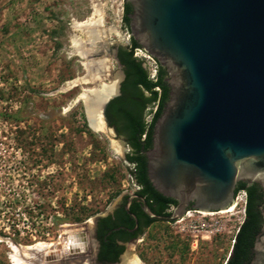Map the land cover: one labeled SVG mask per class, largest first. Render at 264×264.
I'll use <instances>...</instances> for the list:
<instances>
[{"label": "rangeland", "instance_id": "374dc122", "mask_svg": "<svg viewBox=\"0 0 264 264\" xmlns=\"http://www.w3.org/2000/svg\"><path fill=\"white\" fill-rule=\"evenodd\" d=\"M122 2L0 0V264H56L47 257L63 253L68 236L80 232L92 246L91 219L137 189L122 137L104 122L103 130L90 128L79 98L121 73L114 51L129 33ZM98 17L101 33L91 49L105 70L84 81L86 58L71 38L87 35L74 24ZM210 217L203 227L197 213L154 221L114 264H224L239 205ZM36 242L49 247H31Z\"/></svg>", "mask_w": 264, "mask_h": 264}, {"label": "water", "instance_id": "95a60500", "mask_svg": "<svg viewBox=\"0 0 264 264\" xmlns=\"http://www.w3.org/2000/svg\"><path fill=\"white\" fill-rule=\"evenodd\" d=\"M123 5L129 35L164 68L168 87L143 153L150 184L175 203L168 214H155L141 198L142 210L162 221L188 208L222 210L239 192L236 183L248 181L258 196L261 224L245 264H264V0H123ZM83 44L86 62L97 60L93 44ZM122 78L121 71L109 95L93 87L100 92L96 105L106 126L103 109L119 93ZM84 115L91 128L85 107ZM78 228L85 230L86 222ZM70 236L84 240L81 232ZM72 251L47 260L77 264L87 258L96 264L87 246Z\"/></svg>", "mask_w": 264, "mask_h": 264}, {"label": "trees", "instance_id": "16d2710c", "mask_svg": "<svg viewBox=\"0 0 264 264\" xmlns=\"http://www.w3.org/2000/svg\"><path fill=\"white\" fill-rule=\"evenodd\" d=\"M126 14L122 2L121 18L128 29ZM137 46L139 45L131 36L129 45L116 46L115 57L121 65L123 78L119 82V93L106 102L103 114L107 124L122 137L128 147L125 160L130 164L128 172L138 186L136 191L146 201L152 213L168 214L166 209L174 204L175 200L162 195L152 187L146 176L143 153L150 147L152 124L167 98L168 87L164 80L166 73L158 64L156 78L154 81L150 80L141 59L133 55V48ZM155 86L158 89H155ZM153 102L156 103L155 110L151 113L149 121H146L145 115L150 112ZM236 188L244 189L246 193L244 216L233 236L230 252L224 264H243L247 261L254 235L261 224L258 196L253 187L238 181ZM126 202L124 196L121 205L115 208L112 214L97 218V237L100 242L97 259L100 261L117 260L123 246L115 243L116 236L125 238L124 229L131 227L136 219L139 220L140 228L133 235L141 234L143 229L154 221H162L148 217L143 210H140L138 201H131L128 204L130 213L127 212L124 208Z\"/></svg>", "mask_w": 264, "mask_h": 264}, {"label": "bare ground", "instance_id": "6f19581e", "mask_svg": "<svg viewBox=\"0 0 264 264\" xmlns=\"http://www.w3.org/2000/svg\"><path fill=\"white\" fill-rule=\"evenodd\" d=\"M94 13L99 14L98 12V8L94 10ZM100 17H98V19L96 20H89V21H83V22H76L74 24L75 27H79L81 28L87 35V38L85 40H80L79 38L76 37H72L71 38V45L73 48H75L76 52L81 55V57L84 56V54L86 52H88V49L84 46L83 43L86 42H91L92 44H94L96 38L100 37V33H99V29H97V25L100 24ZM105 62L97 59V60H90L85 62V67L87 70V77H83L84 81H87L88 78H97V77H102L103 72L105 70ZM101 69L102 70V74H101ZM93 78V79H94ZM120 78V73H117L113 76V78H111V80L109 82H102L101 80V87H99L100 91H102L104 94L109 95L112 94L116 91V84L117 81ZM86 90L88 91H93L92 94L90 95H86ZM99 90L95 89V88H90V89H83V91L80 93L79 98L83 99L84 101V105H85V112L86 115L89 119V124L93 129L96 130H103L104 129V123L102 121L101 115L99 113V110H97V98L99 96ZM234 208V200L233 202L226 208L219 210V212H228V211H232ZM82 237H78L75 240L72 238V236H68L64 246H63V250H61L62 252L67 251V250H71V252H69L68 254H72V250L73 249H79L80 251H83V249L85 248L86 244L84 240H80ZM88 245V243H87ZM31 247H39V248H43L46 249L49 247V244H43L41 242H36L35 244H33ZM88 247V246H87ZM47 250V249H46ZM59 254V253H58ZM63 253L60 252L59 254V259H63ZM130 260V259H129ZM53 261V260H52ZM62 262V261H61ZM53 263V262H52ZM70 264H75V262L70 263ZM77 264H89V261L87 260V258H82L79 259V261L77 262ZM121 264H127L126 261L125 262H121ZM130 264H142L138 261H132Z\"/></svg>", "mask_w": 264, "mask_h": 264}, {"label": "built area", "instance_id": "2783aa9c", "mask_svg": "<svg viewBox=\"0 0 264 264\" xmlns=\"http://www.w3.org/2000/svg\"><path fill=\"white\" fill-rule=\"evenodd\" d=\"M129 37H130V35H129V33H127V35H126V44L127 45H129ZM133 55L136 56L137 58L141 59L142 64L144 65V67L147 70L148 78L150 80L154 81L156 78V72H157V68H158L157 61L152 56H150L149 54L144 52L139 46L133 48ZM154 88L158 89L156 86ZM155 107H156V103L153 102L150 106V112H148L145 115L146 121H149L151 113L155 110ZM136 188H138V186H136ZM237 191H239V192L234 195L233 200H234V207L236 205H239V212L241 214L240 222H241L243 219V216H244V206H245L246 193H245V190L241 189V188L237 189ZM228 212H231V211H228ZM194 213L198 214L199 219H201V221H202L200 223V225H201V227H203V226H207V225L211 224V223H208L207 220L211 219L210 216L212 214L220 213V212H219V210L201 211V210H197L194 208H188L178 218H176L172 221L173 222H182L187 218L191 219ZM206 216H209V217H207V219H206ZM205 231H208V230H205Z\"/></svg>", "mask_w": 264, "mask_h": 264}, {"label": "flooded vegetation", "instance_id": "af4514ba", "mask_svg": "<svg viewBox=\"0 0 264 264\" xmlns=\"http://www.w3.org/2000/svg\"><path fill=\"white\" fill-rule=\"evenodd\" d=\"M116 49V48H115ZM114 57H115V51H114ZM115 59H116V57H115ZM117 61V60H116ZM117 63H118V61H117ZM119 64V63H118ZM120 65V64H119ZM120 67H121V65H120ZM121 71H122V69H121ZM105 118V117H104ZM106 120V119H105ZM241 182H244L245 183V185H250L249 183H248V181H241ZM137 189H135V190H133L132 192H131V194H133V196H131V198H130V200H129V203L131 202V201H138L139 202V207H140V210L142 211V209H141V198H142V196L136 191ZM130 194H127V195H125V202L126 201H128V196H129ZM124 198V197H123ZM123 198H122V200H123ZM122 200L120 201V202H118L114 207H113V209L110 211V212H108L107 214H112L113 213V211H114V209L115 208H117L119 205H121V203H122ZM174 204H171V205H169V207L166 209L168 212L171 210V208H172V206H173ZM106 215V214H105ZM99 216H97L96 218H95V220H94V222H93V226H92V229H91V235H92V237H93V241H94V244L91 246V245H87L86 244V246H88L87 247V250H88V252H90V255L93 257V259H94V262L96 263V264H112V263H115L119 258H120V255H121V253L124 251V249L126 248V246L130 243V242H132V241H135V239H136V237L138 236V235H140V234H136V235H133L134 233H137L138 232V230H139V228H140V224H139V220H135V223L131 226V227H127V228H125L124 229V232L126 233V236H125V238H122V237H120V236H116V240H115V243L117 244V245H121V246H123V250L118 254V256H117V260L116 261H106V260H103V261H100V260H98L97 259V252H98V247H99V240H98V237H97V218H98ZM132 218H133V216H131ZM83 236V235H82ZM252 244H253V241H252ZM251 247H252V245L250 246V251H251ZM230 252V251H229ZM82 253V252H81ZM246 263V262H245ZM245 263H243V264H245Z\"/></svg>", "mask_w": 264, "mask_h": 264}]
</instances>
